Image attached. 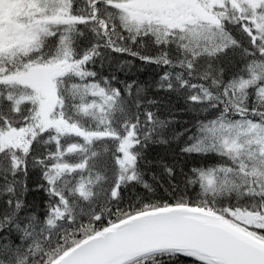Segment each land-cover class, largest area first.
<instances>
[{
	"label": "snow or ice",
	"instance_id": "6c2138e0",
	"mask_svg": "<svg viewBox=\"0 0 264 264\" xmlns=\"http://www.w3.org/2000/svg\"><path fill=\"white\" fill-rule=\"evenodd\" d=\"M142 219L114 264H264V0H0V264Z\"/></svg>",
	"mask_w": 264,
	"mask_h": 264
},
{
	"label": "water",
	"instance_id": "95a60500",
	"mask_svg": "<svg viewBox=\"0 0 264 264\" xmlns=\"http://www.w3.org/2000/svg\"><path fill=\"white\" fill-rule=\"evenodd\" d=\"M147 225L148 221L142 219L121 234L119 239L105 241L95 253L96 264H114L115 261L125 259L132 250L151 243L162 235L180 231L166 222H159L150 227Z\"/></svg>",
	"mask_w": 264,
	"mask_h": 264
},
{
	"label": "rangeland",
	"instance_id": "374dc122",
	"mask_svg": "<svg viewBox=\"0 0 264 264\" xmlns=\"http://www.w3.org/2000/svg\"><path fill=\"white\" fill-rule=\"evenodd\" d=\"M12 9H8L9 12H11Z\"/></svg>",
	"mask_w": 264,
	"mask_h": 264
},
{
	"label": "trees",
	"instance_id": "16d2710c",
	"mask_svg": "<svg viewBox=\"0 0 264 264\" xmlns=\"http://www.w3.org/2000/svg\"><path fill=\"white\" fill-rule=\"evenodd\" d=\"M12 11V10H11Z\"/></svg>",
	"mask_w": 264,
	"mask_h": 264
}]
</instances>
